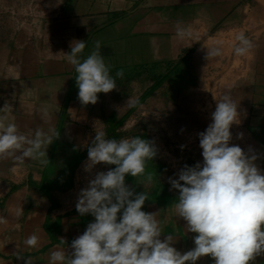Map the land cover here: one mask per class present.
<instances>
[{
	"label": "crops",
	"instance_id": "1",
	"mask_svg": "<svg viewBox=\"0 0 264 264\" xmlns=\"http://www.w3.org/2000/svg\"><path fill=\"white\" fill-rule=\"evenodd\" d=\"M8 10L14 15L10 34L1 20ZM177 27L191 35L179 38ZM241 32L255 45L245 57L234 54ZM75 40L86 42L82 58L99 40L110 74L124 70L117 89L99 94L96 105L78 99L77 74L64 55ZM212 46L223 55L208 61L205 47ZM224 95L240 105L241 123L232 126L230 143L254 150L264 172V0H0V108L12 106L10 118L24 134L36 128L60 134L46 165L0 159V264H23L16 253L48 264L60 239L71 251V242L94 222L77 212L78 195L96 173L115 168L101 163L85 171L95 126L110 139L154 142L158 154L148 170L157 181L146 189L142 210L160 213L162 241L175 234L173 247L192 250L197 234L175 217L179 192L169 178L203 163L198 133ZM130 98L134 104L127 106ZM161 136L174 144L165 146ZM126 184L137 194L145 191L130 175ZM32 234L39 237L36 248L24 245ZM197 264L215 262L202 257ZM251 264H264V255Z\"/></svg>",
	"mask_w": 264,
	"mask_h": 264
},
{
	"label": "clouds",
	"instance_id": "2",
	"mask_svg": "<svg viewBox=\"0 0 264 264\" xmlns=\"http://www.w3.org/2000/svg\"><path fill=\"white\" fill-rule=\"evenodd\" d=\"M176 35L183 39L191 32L177 27ZM236 40L234 54L238 57L249 55L255 47L243 32ZM70 48L64 55L77 74L78 99L84 106L96 105L99 94L117 89V78L123 79L124 70L115 76L110 74L99 40L84 58L85 41L75 40ZM205 48L208 61L223 55L220 46ZM133 104L130 98L127 106ZM239 107L229 95L217 101L212 122L198 133L203 163L185 165L178 178H169L172 189L179 192L172 204L175 217L186 221L187 232L197 234L192 250L182 254L173 247L175 234L162 241L160 213L142 210L150 195L146 189L157 181L148 170L149 162L158 154L154 142L139 136L110 139L95 126L85 171L91 172L101 163L115 168L96 173L80 191L77 212L81 216L90 214L95 220L71 242V251L61 247L66 241L60 239L49 253L48 264H197L202 257H211L215 264H251L264 255V172L256 164L254 150L250 148L246 153L230 143L232 126L241 123ZM12 110L7 103L0 108V159L21 164L33 160L46 165L47 150L60 134L51 128H36L24 134L10 118ZM239 138H243L242 133ZM129 175L144 186V192L137 194L126 184ZM38 244L36 234L24 240L29 248ZM16 255L23 264H34L32 258Z\"/></svg>",
	"mask_w": 264,
	"mask_h": 264
},
{
	"label": "rangeland",
	"instance_id": "3",
	"mask_svg": "<svg viewBox=\"0 0 264 264\" xmlns=\"http://www.w3.org/2000/svg\"><path fill=\"white\" fill-rule=\"evenodd\" d=\"M4 17L1 19L2 20V22H3V24H4V28H5V32L6 33H12V31H11V27H10V25H12V24H9L10 22H9V20L10 21H13V12H12V10H8V11H4ZM160 135V134H159ZM162 137V136H161ZM167 139V137H165V139H163V137H162V139H161V142H162V144H164L165 146H167V145H169V146H171V145H173L174 143H173V141H167L166 140Z\"/></svg>",
	"mask_w": 264,
	"mask_h": 264
},
{
	"label": "trees",
	"instance_id": "4",
	"mask_svg": "<svg viewBox=\"0 0 264 264\" xmlns=\"http://www.w3.org/2000/svg\"><path fill=\"white\" fill-rule=\"evenodd\" d=\"M158 167V166H157ZM156 170H157V168H156Z\"/></svg>",
	"mask_w": 264,
	"mask_h": 264
}]
</instances>
